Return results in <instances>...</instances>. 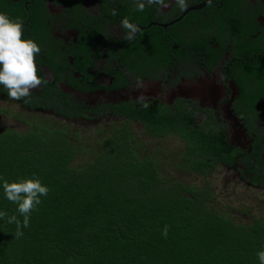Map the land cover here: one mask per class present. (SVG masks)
Returning a JSON list of instances; mask_svg holds the SVG:
<instances>
[{"label": "trees", "instance_id": "16d2710c", "mask_svg": "<svg viewBox=\"0 0 264 264\" xmlns=\"http://www.w3.org/2000/svg\"><path fill=\"white\" fill-rule=\"evenodd\" d=\"M67 1L73 14L78 18L83 15L84 24L91 23L98 36L96 30L104 26V21L93 23L81 8V0ZM214 1L215 4L206 6L210 8L209 20L201 16L202 20L193 25L185 18L176 25L158 27L161 34L170 29L176 35L174 39L160 35V42L149 59L153 70L166 67V55L173 41L187 46L191 41L205 44L212 50L207 55L215 61L219 53L215 52L214 43L210 45L197 35L199 31L218 36L212 28H221L222 37L243 31L249 36L253 30L247 21L264 13L260 0H256L259 8L250 0ZM122 3L120 0L119 4ZM155 6H146L143 12L153 13L152 16L157 11L161 22L168 20V15L155 11ZM113 9H110V21L116 22L117 13L112 15ZM135 9V0L125 2L128 17L145 20L147 15ZM43 24L33 26L38 30ZM224 46L222 43L220 48ZM47 48L54 53L52 46ZM80 52L89 58L88 48ZM82 59L78 61L81 68ZM48 94L45 96V100H50L48 103L35 95L27 98V103L23 99L15 102L21 103L24 110L54 108L57 115L68 107L79 109L62 91L52 89ZM0 97L14 101L2 85ZM145 103L109 106L113 113L127 115L126 120L111 125L109 133L107 130L83 132L58 118L56 123H50L45 121L48 116L39 117L38 112H33L35 119L28 122L25 131L0 124V211L23 220L17 205L4 195V180L39 178L50 190L30 214V225L22 229L21 238L14 236L15 224L0 219V264H260L257 253L264 250V214L253 215L252 209L242 211V205L238 210L249 220L236 217L216 200L210 181L199 185L169 175L168 152L173 150L162 137L175 134L182 139L186 154L192 155V163H182L179 168L190 176H206L213 165L210 160L213 153L202 137L192 141L187 135L196 134L192 131L193 120L185 110L174 114L164 106L149 103L153 107H145ZM10 108L1 104L0 115L13 114ZM17 112L13 114L16 119L27 121L21 118L23 111ZM70 115H74L73 111L64 116ZM134 121L142 122L145 131L156 137H151L152 145L157 144L154 150L138 136L144 129L135 128ZM216 139L225 144V136ZM159 148L164 152L159 153ZM165 226L166 238L162 234Z\"/></svg>", "mask_w": 264, "mask_h": 264}, {"label": "flooded vegetation", "instance_id": "af4514ba", "mask_svg": "<svg viewBox=\"0 0 264 264\" xmlns=\"http://www.w3.org/2000/svg\"><path fill=\"white\" fill-rule=\"evenodd\" d=\"M119 1H80L81 8L93 23L104 21V26L96 30V36L92 24H84L83 15L82 18L76 17L67 0H0V13L21 20L27 39L35 41L42 35L37 43L41 52L36 57V64L40 69L38 74L41 79H46V83L33 90L32 95L48 103L50 100H45V96H50L48 93L57 89L64 92L66 99L79 109L68 107L60 115L55 113L54 108L24 110L21 103L1 97L0 105L14 106L24 113L55 116L67 125L81 128L83 132L95 133L100 130L109 133L110 126L117 120L127 119V115L113 113L111 105L127 107L146 102L148 107L161 105L174 114L185 110L190 115L187 117L193 120L192 131L196 134L187 135L192 141L202 137L213 153L210 158L213 165L206 176L194 174L201 177L202 185L210 181L212 186L211 173L222 168L225 177L232 176L235 183L239 181L248 190H264V13L260 12L247 21L253 30L248 33L249 36L243 31L222 37L221 28H212L218 36L199 31L197 35L208 40L210 45L214 43L215 52L219 53L215 61L207 55L212 50L205 44L196 45L191 41L187 46L173 41L166 55V67L153 70L149 59L160 42V35L170 39L176 35L170 29H164L166 33L161 34L158 27L163 25L167 28L185 18L193 25L201 16L209 20L210 8L206 6L215 4V1L208 0L204 7L191 9L204 0H188V8L183 12L174 0L163 10L156 5L155 11L158 9L168 15L169 19L165 22H161L157 11L152 16L153 13L142 12L147 15L145 20H132L126 14L127 0H123L122 5ZM250 1L259 8L256 0ZM259 2L264 5V0ZM111 8L116 10V22L110 21ZM124 18L140 28L132 41L124 39L125 30L120 26ZM39 23L44 24L37 30L33 25ZM219 42L224 43V48H220ZM48 46L53 47L54 53L48 51ZM82 48H88V59L80 52ZM80 58H83V68L78 62ZM57 67L59 69L56 70ZM137 78L142 81L143 88L137 87ZM259 103L262 104L257 106ZM72 111L74 115L64 116ZM74 119H81V122L75 124L72 122ZM132 125L144 129L138 136L151 151L154 150L157 144L152 145L151 137H156L145 131L142 122L134 121ZM219 135L226 137L225 144L214 140ZM166 138L182 141L175 134L161 139L168 140ZM184 147L177 152H168L171 157L168 163H192V155H187ZM212 191L215 192L213 186Z\"/></svg>", "mask_w": 264, "mask_h": 264}, {"label": "clouds", "instance_id": "9594fccd", "mask_svg": "<svg viewBox=\"0 0 264 264\" xmlns=\"http://www.w3.org/2000/svg\"><path fill=\"white\" fill-rule=\"evenodd\" d=\"M171 0H135L136 11L143 12L146 6L157 5L161 10L170 6ZM180 11H186L188 0H174ZM116 15V10H112ZM121 28L125 30L124 39L132 41L140 31L135 25L124 18L121 20ZM41 52L39 45L32 39H24V25L19 19L13 20L6 14L0 13V85L7 90L11 100L19 101L30 98L32 91L39 89L46 83L38 74L40 69L36 64V57ZM137 87L144 85L140 78H137ZM137 99H140L139 97ZM147 107V104H144ZM3 192L7 200L17 205L18 213L23 220L16 215L7 216L6 212L0 211V219H7V223L15 224L16 239L24 235L22 229L29 227L30 214L42 203L41 197L47 196L49 188L39 178H28L20 181H3ZM162 234L167 237L168 228L165 226ZM260 264H264V250L257 253Z\"/></svg>", "mask_w": 264, "mask_h": 264}, {"label": "rangeland", "instance_id": "374dc122", "mask_svg": "<svg viewBox=\"0 0 264 264\" xmlns=\"http://www.w3.org/2000/svg\"><path fill=\"white\" fill-rule=\"evenodd\" d=\"M11 113L15 114L19 111L18 108L11 106L10 108ZM18 113V112H17ZM13 114H6L5 116H0V124L4 122V124L8 125L9 127L15 128L19 131H25L28 127V122L34 120L35 118L32 116L31 113H21V118L27 120L23 121L22 119H16ZM39 117H47L45 119L48 120L50 123H56L59 121L56 119L55 116L51 115H38ZM42 119V118H41ZM38 131L43 132L45 129H38ZM85 139V138H84ZM162 142V141H161ZM163 142L169 143V148L174 151H180L183 148L184 142L172 138L171 140H164ZM165 149V148H162ZM185 150V147H184ZM159 153L164 152L161 151L160 148L158 150ZM89 156V155H88ZM182 163H170L167 167L168 173L171 176H176L177 178L180 177L183 181L188 183H195L202 185V182L199 180L201 179L200 176L195 177L194 175L182 173L179 168V165ZM173 166V167H171ZM223 169L219 168L216 171H213L210 175V179L212 180L213 190L215 191L216 200L221 204L224 205L228 212L233 213L236 217L245 219L242 214V211H250L253 215L262 216L264 214V190H248L243 184L239 181L235 183L234 178L232 176L225 177ZM242 208V211H239L238 208ZM245 220H249L246 218Z\"/></svg>", "mask_w": 264, "mask_h": 264}, {"label": "water", "instance_id": "95a60500", "mask_svg": "<svg viewBox=\"0 0 264 264\" xmlns=\"http://www.w3.org/2000/svg\"><path fill=\"white\" fill-rule=\"evenodd\" d=\"M208 0H204L202 3L198 4V5H195L193 7H191V9H200L202 7H204L206 4H207ZM190 10V9H189ZM166 26V25H164ZM45 72V71H44ZM46 74V73H45ZM73 123H78V122H81V119H74L72 120Z\"/></svg>", "mask_w": 264, "mask_h": 264}]
</instances>
